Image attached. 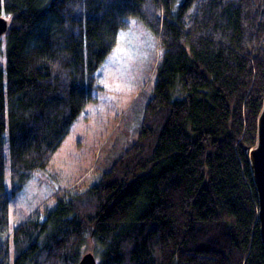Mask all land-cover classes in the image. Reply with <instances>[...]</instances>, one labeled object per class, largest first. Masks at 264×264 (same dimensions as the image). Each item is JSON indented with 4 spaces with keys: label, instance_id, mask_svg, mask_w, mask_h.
I'll use <instances>...</instances> for the list:
<instances>
[{
    "label": "trees",
    "instance_id": "1",
    "mask_svg": "<svg viewBox=\"0 0 264 264\" xmlns=\"http://www.w3.org/2000/svg\"><path fill=\"white\" fill-rule=\"evenodd\" d=\"M0 15V264H77L89 237L97 264H264L245 150L264 99V0H0ZM130 17L162 50L129 108L145 96L138 137L10 229V200L102 92Z\"/></svg>",
    "mask_w": 264,
    "mask_h": 264
},
{
    "label": "rangeland",
    "instance_id": "2",
    "mask_svg": "<svg viewBox=\"0 0 264 264\" xmlns=\"http://www.w3.org/2000/svg\"><path fill=\"white\" fill-rule=\"evenodd\" d=\"M4 38H1L0 61ZM162 50L157 36L138 18L118 33L116 45L97 70L103 88L72 124L68 135L47 165L35 171L21 191L10 200L9 226L56 202V192L69 185H84L97 172L108 169L140 131L145 96L129 110L140 91L152 90L155 69ZM8 177V175H7ZM99 245L89 237L82 254L92 252L99 259Z\"/></svg>",
    "mask_w": 264,
    "mask_h": 264
},
{
    "label": "water",
    "instance_id": "3",
    "mask_svg": "<svg viewBox=\"0 0 264 264\" xmlns=\"http://www.w3.org/2000/svg\"><path fill=\"white\" fill-rule=\"evenodd\" d=\"M9 19L0 15V38L6 34ZM256 143L252 147H246L249 166L258 199L259 233L264 246V99L257 117ZM77 264H97V259L92 252L82 254Z\"/></svg>",
    "mask_w": 264,
    "mask_h": 264
}]
</instances>
